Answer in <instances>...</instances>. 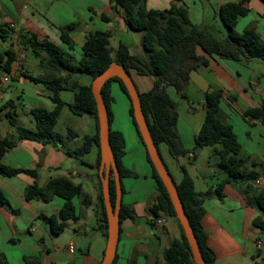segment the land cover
<instances>
[{
	"label": "crops",
	"instance_id": "1",
	"mask_svg": "<svg viewBox=\"0 0 264 264\" xmlns=\"http://www.w3.org/2000/svg\"><path fill=\"white\" fill-rule=\"evenodd\" d=\"M172 1L144 0V3L148 9L165 10ZM228 1L239 0H183V4L190 22L203 28L218 25V21L221 23L218 9ZM189 3L195 6L193 16L187 6ZM247 7L249 12L238 19L235 31L242 32L247 27H252L264 40V3L261 0H249ZM101 16L107 17L108 21H104ZM124 17V10L110 0H0V34L5 37L4 40L0 39V54L11 50L15 55L10 65V80L0 89V107L8 104L0 112V139H16L13 127L6 117L9 113L16 124L22 126L15 112L16 105L25 111V115H30L33 108L52 107L49 100L51 93L42 84L33 83L30 77L50 80L55 76L65 75L64 72L57 73L40 66L39 59L21 43L23 38L35 35L38 39L46 38L59 43V28L74 22L77 25L71 32V38L75 46H81L85 36L94 31L108 32L110 38L115 35H136L140 45L129 47L122 40L117 44L125 45L132 55L143 56L142 34L129 28ZM217 31L225 34L226 30L219 28ZM75 56L78 57V54ZM130 77L138 92L143 93L151 88L152 77L139 76L134 72L130 73ZM71 80L78 81L79 84L89 83L88 79L77 75H73ZM210 89L221 90L219 108L224 121L232 127L236 135L241 146L240 154L244 152L242 159L248 169L259 174L258 180H264V127L257 120L243 117L244 111L259 106L264 96V62H236L215 58L209 61L208 66H198L190 72L186 84L187 98H181L177 94L176 101L171 99L176 106L177 133L187 150L194 148V137L199 132L205 115L204 93ZM115 93L126 102L127 116L124 123L133 148L127 151L123 131L114 125L113 117L110 129L122 134V164L135 173V177L121 179V200L136 215L134 221L123 219L119 223L116 264H128L130 261L135 264H162L165 249L173 240L179 239L180 232L173 217L160 212L157 217H153L149 211L156 202L152 171L145 158V149L131 125L127 100L118 85L112 82L110 94L113 96ZM59 96L65 103L73 100L70 91H61ZM28 101H37L43 106L36 107L31 102L27 103ZM64 150L65 148L57 149L51 145L23 139L7 150L1 164L37 171L36 183L39 187L44 186L51 178H68L81 187V194L72 200L75 210L78 208L82 211L84 208V217L90 219L88 209L90 206L91 209H96L99 192L98 185L92 179V173L98 174L97 160L92 165L83 157L67 155ZM197 151L199 149L192 155L194 159ZM257 167L260 171L256 170ZM177 168L181 170L180 165ZM139 174L146 181L143 189H138L131 182V179L135 181L137 176H141ZM188 175L191 177L189 173ZM225 179L226 177L220 182ZM34 181L31 176L23 173L9 178L0 175V190L7 200V205H0V254L8 264H98L106 243L98 222L97 230L91 235L87 231L89 226L86 219H82L79 213L76 221H66L64 231L54 235L44 217L56 215L63 200L54 196L48 202L25 201L24 189ZM193 185L195 192H203L209 188L197 191L194 180ZM253 188L255 192L264 191L256 183ZM222 193L223 197L220 199L213 194L201 202V224L207 233V245L215 256L216 264L264 262V257L256 259L261 252V248H255L256 242H260L257 232L259 229L252 224L253 219L260 215L259 209L233 183L225 184ZM157 218H163L164 223L157 224Z\"/></svg>",
	"mask_w": 264,
	"mask_h": 264
},
{
	"label": "trees",
	"instance_id": "2",
	"mask_svg": "<svg viewBox=\"0 0 264 264\" xmlns=\"http://www.w3.org/2000/svg\"><path fill=\"white\" fill-rule=\"evenodd\" d=\"M248 1H228L219 7V19L226 28V33L221 34L213 25L201 28L192 24L183 0H173L169 8L165 10L148 9L144 0H110L111 3L120 6L124 10L125 24L129 28L141 32L143 56L130 54L128 48L123 44H119L114 52L111 53L109 49L110 34L102 31L88 33L82 45L75 46L71 38V32L77 25L74 22L59 28V43L46 38L38 39L35 35L22 39L21 43L31 50L35 58L39 59L40 66L50 68L57 73L64 72L65 75L55 76L50 80L30 77L33 83L42 84L51 93L49 100L52 103V107L50 109L33 108L30 110L34 123L31 129L17 125L14 118L9 113L6 114L13 127L16 139H0V175L9 178L23 173L35 180L24 189L23 196L25 201L42 200L48 202L54 196L63 200L61 208L56 215L44 217L54 235L64 231L66 221L77 220L78 217L72 200L81 194V187L65 177L51 178L44 186L39 187L36 183L38 178L37 171L7 167L1 164V159L8 149L14 147L19 140L23 139L35 141L42 145H51L57 149L64 148L61 146L60 138L55 135L53 128L61 110L66 106L76 116L91 115L95 122V131L92 136L85 138L81 148L74 151L65 149V153L69 156L83 155L89 151V145L94 143L97 148L96 167L98 168L100 164L98 122L90 84L92 79L111 62L121 65L129 75L134 72L139 76H150L153 78L151 88L143 93L138 92V95L141 110L157 150L160 144H165L169 155L176 159L190 153L193 154L202 147H212V154L218 159V168L226 175V179L215 187H209L203 192H195L192 178L181 167L182 179L179 183H174L205 264H216V260L212 250L207 245V233L201 224L203 215L201 202L213 194L219 199L222 198V189L225 184L233 183V185L239 186L242 194L259 209L260 215L253 219L252 224L256 228L264 230V191L255 192L253 188L259 174L252 169H248L245 161L239 157L241 146L232 127L224 121L219 108L222 98L221 90L210 89L204 93L203 108L205 115L200 130L194 137L195 144L192 150L184 148L179 139L176 129V106L166 91L167 87H172L181 98H187L186 84L189 80L190 72L196 70L198 66H208L209 61L215 58L229 59L236 62H250L252 60L264 62V40L259 37L254 28L247 27L242 32L235 31L238 19L249 12ZM261 2L264 3V0H261ZM101 18L104 21H108L105 16H101ZM0 39L4 40L5 37L0 34ZM75 54H78V57ZM14 59L15 55L11 50L0 54V72L9 73L10 65ZM73 75H86L89 77V83L79 84L78 81L71 80ZM112 82L118 85L119 90L126 98L131 125L141 146L144 149L145 147L137 131L132 116L131 103L124 85L116 77L108 79L102 86L100 93L107 109L109 143L119 174L122 194L121 179L124 177H135V173L126 169L122 164L124 153L122 134L110 129L112 121L110 105L113 102L110 94V84ZM65 90L73 94L71 103H65L59 96V93ZM6 105L8 104L0 107V112L3 111ZM243 117L257 120L264 127V96L260 105L246 109ZM69 133L75 136L74 132L71 131ZM145 158L151 168L156 190V202L149 211L153 217H157L159 212L165 216L173 217L180 232L179 239L173 240L170 246L165 249L162 264H194L188 243L175 217L168 194L146 151ZM96 176L98 178L99 192L95 214L100 230L106 238L107 222L101 182L98 174ZM109 191L113 205L115 186L112 173H110ZM0 205H7V200L1 190ZM123 219L134 221L136 220V215L121 200L119 223ZM116 260L115 254L112 264H116ZM0 264H8L2 254H0ZM29 264L37 263L29 262ZM128 264L135 263L130 261ZM256 264H264V262Z\"/></svg>",
	"mask_w": 264,
	"mask_h": 264
},
{
	"label": "rangeland",
	"instance_id": "3",
	"mask_svg": "<svg viewBox=\"0 0 264 264\" xmlns=\"http://www.w3.org/2000/svg\"><path fill=\"white\" fill-rule=\"evenodd\" d=\"M187 6H188L191 16H193L195 6H192V4L190 3L187 4ZM217 24L218 25L213 24L215 25L216 30H219V28L222 31L226 30L222 22L220 23L218 21ZM119 40H122L123 42H125L126 45H129V47H132V45H137V44L140 45V43L137 42L136 35H126V34L115 35L112 38H110V42H109V49L111 53L114 52L116 46L118 45L117 43ZM141 52L144 55V52L143 51ZM77 76H81L82 78H86L89 80V77L86 75H77ZM166 91L172 100L174 101L177 100V93L172 87H167ZM112 98H113V102L110 105V109H111L112 117L114 118V125L119 126L120 129L123 131L124 139L126 142V148H127V151L129 152V150L133 148V143L130 139L127 128H125V123H124L126 119L125 117L127 116L126 102L123 97L121 99V97H119L116 93L113 94ZM30 102L31 101H28L27 103H30ZM31 103H32L31 105H35L36 107L43 106V104L37 101H32ZM15 110H16L15 111L16 114L18 115V119L20 121L19 123L25 128H29V129L33 128L32 116L25 115V111H23L17 105L15 107ZM53 130H54L55 135H57V137L60 138L61 146L64 147L65 149L74 151L75 149L81 148L83 146V143L85 142V138L88 136H91L94 133L95 122L91 115L84 114L82 116H76L72 114L66 106H64L55 122ZM71 131L75 133V136L69 133ZM89 148H90L89 151H87L83 155H78V157H83L88 162H90L92 165H94L95 161L97 160V148L94 143H91L89 145ZM211 149L212 147H202L201 149H199V151L196 152L197 156L195 157V159L193 158L192 153L186 156L178 157L174 159L169 155L165 144H160L158 146V152L161 156V159L164 165L169 171L171 178L173 179V182L179 183V181L182 179V172L181 170H178L177 168L178 165H180V167H184L185 170L193 178L195 182V186H196L195 189L197 191L206 189L207 187H215L220 181H222L226 177L225 173H223L217 167L218 159L215 155L212 154ZM243 153L239 154V157L243 158L244 157ZM259 169H260L259 167L256 168V170L260 171ZM92 174H93L92 179L98 185L97 176L95 175V173H92ZM259 181H260L259 183H256V186H258L259 188L261 187L264 188V180L261 179ZM131 182H133L135 186L137 185L138 189H143L146 186L145 185L146 181L143 179L142 175L139 177L137 176V179L135 181L131 179ZM236 191L238 192V190ZM89 208L90 209H88L89 210L88 216L90 217V219H88L87 217L86 218L84 217V214H83L84 208L82 209V211L76 208V212L77 214L80 213L82 219L84 218L86 219V223L89 226L87 227V231H89L90 234L93 235L94 231L97 230L98 228L97 220H96L97 217H96V214H94L95 208L91 209V206ZM257 232H258V237H259V241L261 244V252L259 255L256 256V259L260 260V258L264 257V230L259 229L257 230Z\"/></svg>",
	"mask_w": 264,
	"mask_h": 264
},
{
	"label": "water",
	"instance_id": "4",
	"mask_svg": "<svg viewBox=\"0 0 264 264\" xmlns=\"http://www.w3.org/2000/svg\"><path fill=\"white\" fill-rule=\"evenodd\" d=\"M118 78L125 87L129 97L132 116L135 121L137 131L144 144L145 151L150 162L161 180L171 205L173 207L175 217L181 226L184 237L188 243L192 260L194 264H205L203 261L194 233L187 220L184 208L179 199L173 179L167 168L165 167L161 156L152 140L146 119L141 110L138 91L130 77L123 67L115 62H111L101 73L94 77L90 84V90L96 106L97 122H98V144L100 151V164L98 168V176L101 182L102 199L106 214V243L103 256L98 264H112L116 254V245L119 234V207L121 203L120 178L113 158L112 150L109 143V125L106 105L104 104L100 90L104 83L110 78ZM110 173L114 178L115 200L112 205L109 191Z\"/></svg>",
	"mask_w": 264,
	"mask_h": 264
},
{
	"label": "built area",
	"instance_id": "5",
	"mask_svg": "<svg viewBox=\"0 0 264 264\" xmlns=\"http://www.w3.org/2000/svg\"><path fill=\"white\" fill-rule=\"evenodd\" d=\"M9 80H10V74L7 73V72H2V74L0 75V89H1L5 84H7V82H8ZM259 182H260L259 180L256 181V183H259ZM156 223L159 224V225H161V224L164 223V219H163V218H157V219H156ZM255 248H256L257 250H260V248H261V244H260V242H256V244H255Z\"/></svg>",
	"mask_w": 264,
	"mask_h": 264
}]
</instances>
